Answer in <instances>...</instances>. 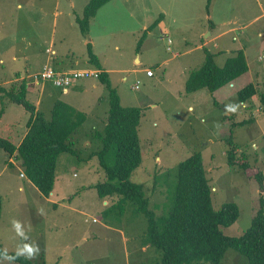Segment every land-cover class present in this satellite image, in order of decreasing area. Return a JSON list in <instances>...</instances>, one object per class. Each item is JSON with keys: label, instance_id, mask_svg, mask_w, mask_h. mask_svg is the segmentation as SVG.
<instances>
[{"label": "rangeland", "instance_id": "obj_1", "mask_svg": "<svg viewBox=\"0 0 264 264\" xmlns=\"http://www.w3.org/2000/svg\"><path fill=\"white\" fill-rule=\"evenodd\" d=\"M69 1L0 0V87L18 90L26 82L28 100L46 119L55 100L88 114L71 136L74 153L57 160L53 190L47 197L21 175L20 161L0 149V249L17 252L31 246L38 251L29 259L41 264H156L159 251L142 244L148 225L144 213H134L130 202L122 213L111 206L113 201L106 204L93 186L104 178L93 152L98 146L95 131H102L108 115L106 86L87 78L78 84L87 82L91 88L70 87L64 93L49 80L35 79L44 64H52L48 47L56 51L53 56L58 61L78 62V69L93 68L86 62L87 44L82 41L89 35L77 21L62 23L69 18ZM74 1V15L82 16L78 6L84 0ZM173 2L169 14L162 10L170 0L128 1L125 5L131 17L129 13L122 18L121 13L104 15L100 11L93 22L91 47L100 62L112 69L110 83L122 105L142 108L138 126L142 162L131 180L143 185L150 207L159 215L168 211L178 164L200 152L215 209L228 201L239 209L237 218L221 229L238 235L250 224L261 201L264 203V109L260 98L264 93V0ZM157 20L146 36L142 24ZM211 29L213 35L203 38ZM219 33L222 35L214 38ZM238 49L244 52L249 70L234 85L228 83L214 91L186 89L190 72L202 66L208 54H215V62L223 66ZM146 68L153 70V78ZM248 82L257 93L240 102L236 91ZM30 115L0 91L1 136L20 144ZM231 146L236 163L247 162V169L228 164ZM13 220L20 224L22 235ZM0 264L14 263L0 259ZM221 264H247V259L228 248Z\"/></svg>", "mask_w": 264, "mask_h": 264}, {"label": "trees", "instance_id": "obj_2", "mask_svg": "<svg viewBox=\"0 0 264 264\" xmlns=\"http://www.w3.org/2000/svg\"><path fill=\"white\" fill-rule=\"evenodd\" d=\"M107 0H89L82 16L77 19L82 32H86L89 18ZM157 22L150 25L149 28ZM147 30L145 31V33ZM145 36V35H144ZM142 37L145 38V37ZM140 39L139 42L142 40ZM214 54L197 69L190 72L186 81L188 91L208 88L212 91L232 83L248 71L245 55L241 49L219 66ZM88 61L100 68L96 54L88 45ZM98 79L108 90L109 108L102 131H95L98 146L93 152L104 178L93 186L100 197L110 196L111 206H117L123 213L129 202L134 213H144L147 228L142 234V244L159 251L156 264H221L228 248L244 255L247 264H264V203L252 217L250 224L238 235L225 234L221 226L229 225L239 215L235 202H224L215 209L212 200V187L204 167L200 152L193 153L178 164L175 191L168 211L156 214L150 207V197L143 185L131 180V175L142 162V150L138 126L142 108L124 106L116 89L111 85L107 72L101 71ZM27 83L23 82L16 90L14 86L0 87L9 100L21 104L31 113L27 123V133L20 144L0 135V149L13 155L24 169L23 175L36 186L40 194L48 196L53 190L55 167L63 154H73L71 136L85 120V114L62 100H55L50 118L27 98ZM257 93L252 82L236 91L237 99L246 102ZM264 109V93L261 94ZM240 121L239 124H244ZM237 124V123H235ZM229 137L227 143H230ZM229 165L237 164L247 169L245 161L236 163L233 146L227 150ZM256 177L261 180V174ZM6 250L0 249V259ZM6 259L14 264H41L25 255L16 256V251H6Z\"/></svg>", "mask_w": 264, "mask_h": 264}, {"label": "crops", "instance_id": "obj_3", "mask_svg": "<svg viewBox=\"0 0 264 264\" xmlns=\"http://www.w3.org/2000/svg\"><path fill=\"white\" fill-rule=\"evenodd\" d=\"M88 1L89 0H84L83 1V3H82V5L81 6H78V11H81L82 13H83V10H84V7H85V5L88 3ZM128 1H132V0H107L106 2H103L98 8H97V10H96V12H95V14L92 16V17H90L89 18V22H88V27H87V31H86V33L89 35V37L88 38H86V35H84V37H83V43H85V44H87V53H88V45L90 44V47H91V45L93 46V43H94V40H93V33L91 34V31H92V27H93V22L96 20V18H97V14L100 12V11H102V13H104V15H108V14H113V13H121V15H122V18L125 16V14L126 13H129V16L131 17V13L129 12V10L127 9V6L125 5V3L126 2H128ZM75 1L74 0H70L69 1V9L71 10V11H69V12H67V14H66V16H67V18L68 19H65V21H63L62 23L64 24V25H69V24H71V22H73V21H77V19L79 18V17H81L80 15H78V16H75L74 14L76 13V5H75ZM172 4V7L174 6V2H173V0H170V4H168L167 6H164L165 7V9H163L162 11H163V14H166V13H168L169 14V11L167 12V9L170 7V5ZM73 9H75L74 11H73ZM159 11H161V9L159 10ZM167 17V16H166ZM170 19V18H169ZM158 21L159 20H157V21H155V22H157L158 23ZM154 22V23H155ZM156 23V24H157ZM159 25H160V27H161V24L159 23ZM150 27V24H148V23H143L142 24V26H141V29H144V31H146L147 30V32H146V36H148L149 34H151L152 32H153V28H149ZM213 30L214 29H211V31L210 32H208V33H206V34H204L207 30H204L202 33H201V35L200 36H202L203 34H204V36H203V38L205 37H207V36H212L213 35ZM227 32V31H226ZM226 32H223V33H226ZM85 33V34H86ZM222 35V33H219L218 35H216L214 38H219L220 36ZM145 36V37H146ZM163 39V38H162ZM169 41L168 42H170L171 43V39L169 38L168 39ZM205 44H207V41H205V42H203V44H202V46H204ZM94 48L95 47H91V50L96 54V51L94 50ZM170 48V47H169ZM239 50V49H238ZM46 51L47 52H49L50 53V56H49V59H50V61H52L51 63L52 64H50V65H48V64H44L43 66H42V68L44 67V66H52L55 70H57V71H60V72H69V71H72V70H77L78 68H76L77 67V65H78V62H68L67 61V59H66V63L64 62V61H62V59H59V61H58V59H57V56H53V54H55V50L53 49V48H46ZM237 51V50H236ZM235 51V52H236ZM244 53V52H243ZM63 54V53H62ZM177 53H175V55H176ZM215 55V54H214ZM96 56H97V54H96ZM97 59H98V56H97ZM245 59H246V57H245ZM98 61H99V64H100V68H97L94 64H92V63H90V65L93 67V68H83V69H87V70H98L99 72H101V71H104V72H107V74H108V77H109V80H110V73H111V71H112V69L111 68H107L106 66H104L103 65V63H101L100 62V60L98 59ZM227 61V60H226ZM86 62H88L89 63V61H88V56H87V59H86ZM247 62V61H246ZM137 63H139V64H141V59L139 60H137ZM226 63V62H225ZM247 65H248V62H247ZM41 68V69H42ZM80 69H82V68H80ZM147 70L148 69H151V68H146ZM143 70V69H142ZM248 70H249V65H248ZM146 73H147V71H146ZM154 75L155 74H153L152 76H149L150 78H153L154 77ZM89 78H93V77H88V79ZM87 78H83V79H78L77 81H75V82H73L70 86H68L66 89H63V92L64 93H69V88L71 87L72 89H74V88H76V87H78L79 86V88H82L84 91H86L88 88H91V87H89V85H88V83L87 82H82V83H80V84H78L81 80H84V81H86V80H88ZM95 79H98V78H95ZM99 80V79H98ZM89 84H91V86L92 87H95V85L93 84V83H89ZM103 84V83H102ZM233 84V83H232ZM234 85V84H233ZM232 85V86H233ZM62 89V88H61ZM121 98V97H120ZM107 101H108V98H107ZM122 101V100H121ZM38 103V102H37ZM69 105H71V104H69ZM72 107H74L75 109H77L78 111H81L78 107H75V106H73V105H71ZM108 106H109V104H108ZM36 108L39 110V108H38V106H36ZM109 108V107H108ZM81 112H83L84 114H85V119H86V117L88 116V114L85 112V111H81ZM26 129H27V127H26ZM20 143V142H19ZM24 173V172H23ZM23 173H21V175H23ZM94 185V184H93ZM102 199H106V201H104V202H106V204H109V202L110 201H113V199H112V197H110V196H107V197H101ZM112 199V200H111ZM112 203V202H111ZM142 248H144V246H142Z\"/></svg>", "mask_w": 264, "mask_h": 264}, {"label": "built area", "instance_id": "obj_4", "mask_svg": "<svg viewBox=\"0 0 264 264\" xmlns=\"http://www.w3.org/2000/svg\"><path fill=\"white\" fill-rule=\"evenodd\" d=\"M100 72L98 70L77 69L69 72H60L55 70L52 66H44L35 75L36 80H49L55 86L66 89L74 81L78 79L93 77L98 78ZM154 74L152 69L147 70V75Z\"/></svg>", "mask_w": 264, "mask_h": 264}, {"label": "clouds", "instance_id": "obj_5", "mask_svg": "<svg viewBox=\"0 0 264 264\" xmlns=\"http://www.w3.org/2000/svg\"><path fill=\"white\" fill-rule=\"evenodd\" d=\"M13 226L15 227L16 231L18 234L22 235L23 233L21 232V226L18 222L15 220L12 221ZM34 251H38V249H33L31 246L25 245L23 249L18 250L16 253V256H21L24 255L25 253L27 254L25 258H32ZM4 256L6 259H15L16 257L8 256L7 252L5 251Z\"/></svg>", "mask_w": 264, "mask_h": 264}]
</instances>
